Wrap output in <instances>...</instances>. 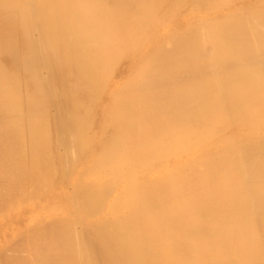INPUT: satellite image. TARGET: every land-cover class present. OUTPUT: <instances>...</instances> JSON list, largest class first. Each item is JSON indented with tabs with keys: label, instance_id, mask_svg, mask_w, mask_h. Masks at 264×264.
Returning <instances> with one entry per match:
<instances>
[{
	"label": "bare ground",
	"instance_id": "bare-ground-1",
	"mask_svg": "<svg viewBox=\"0 0 264 264\" xmlns=\"http://www.w3.org/2000/svg\"><path fill=\"white\" fill-rule=\"evenodd\" d=\"M237 1L0 0V264H264V1Z\"/></svg>",
	"mask_w": 264,
	"mask_h": 264
},
{
	"label": "rangeland",
	"instance_id": "rangeland-1",
	"mask_svg": "<svg viewBox=\"0 0 264 264\" xmlns=\"http://www.w3.org/2000/svg\"><path fill=\"white\" fill-rule=\"evenodd\" d=\"M243 0H238L237 2V4H240L241 2H242ZM250 2L252 1V0H249ZM260 1V0H259ZM264 0H261V2H263ZM253 2V1H252ZM258 2V1H257ZM264 3V2H263ZM224 11H226V9H224ZM225 12H223V14H224ZM226 14V13H225Z\"/></svg>",
	"mask_w": 264,
	"mask_h": 264
}]
</instances>
